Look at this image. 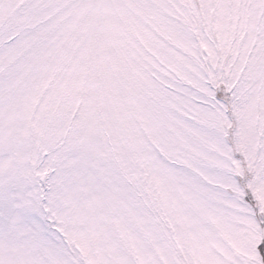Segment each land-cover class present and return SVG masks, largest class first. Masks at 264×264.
Wrapping results in <instances>:
<instances>
[{"label": "snow or ice", "instance_id": "6c2138e0", "mask_svg": "<svg viewBox=\"0 0 264 264\" xmlns=\"http://www.w3.org/2000/svg\"><path fill=\"white\" fill-rule=\"evenodd\" d=\"M0 264H264V0H0Z\"/></svg>", "mask_w": 264, "mask_h": 264}]
</instances>
